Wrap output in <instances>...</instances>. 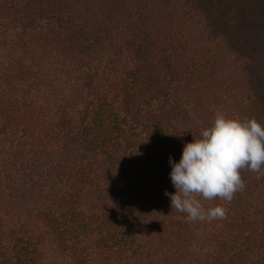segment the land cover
<instances>
[{"label": "trees", "instance_id": "1", "mask_svg": "<svg viewBox=\"0 0 264 264\" xmlns=\"http://www.w3.org/2000/svg\"><path fill=\"white\" fill-rule=\"evenodd\" d=\"M218 110L264 126V0H0V264H264V169L165 194Z\"/></svg>", "mask_w": 264, "mask_h": 264}, {"label": "clouds", "instance_id": "2", "mask_svg": "<svg viewBox=\"0 0 264 264\" xmlns=\"http://www.w3.org/2000/svg\"><path fill=\"white\" fill-rule=\"evenodd\" d=\"M192 134L179 162L169 158L175 192L165 194L172 210L185 213L188 222L226 218L225 207L211 202H230L244 189L242 170L264 169V126L255 117H230L218 110L199 136Z\"/></svg>", "mask_w": 264, "mask_h": 264}]
</instances>
